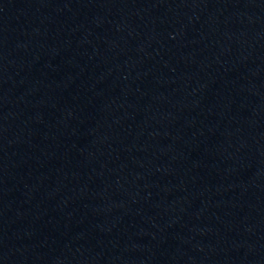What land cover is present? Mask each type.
Masks as SVG:
<instances>
[{"label":"water","instance_id":"water-1","mask_svg":"<svg viewBox=\"0 0 264 264\" xmlns=\"http://www.w3.org/2000/svg\"><path fill=\"white\" fill-rule=\"evenodd\" d=\"M0 264H264V0H0Z\"/></svg>","mask_w":264,"mask_h":264}]
</instances>
